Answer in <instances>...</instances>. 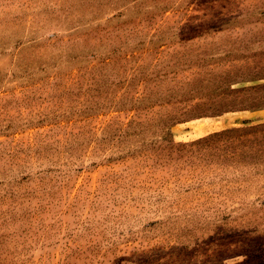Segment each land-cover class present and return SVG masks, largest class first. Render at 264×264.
<instances>
[{"label": "rangeland", "instance_id": "374dc122", "mask_svg": "<svg viewBox=\"0 0 264 264\" xmlns=\"http://www.w3.org/2000/svg\"><path fill=\"white\" fill-rule=\"evenodd\" d=\"M0 264H264V0H0Z\"/></svg>", "mask_w": 264, "mask_h": 264}]
</instances>
